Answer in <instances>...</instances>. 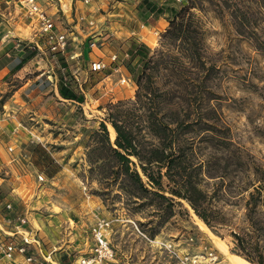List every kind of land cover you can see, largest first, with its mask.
<instances>
[{
    "label": "rangeland",
    "instance_id": "rangeland-1",
    "mask_svg": "<svg viewBox=\"0 0 264 264\" xmlns=\"http://www.w3.org/2000/svg\"><path fill=\"white\" fill-rule=\"evenodd\" d=\"M141 1L94 0L77 9L71 0L72 20L65 17L56 25L68 38L61 55L72 77L84 86L82 104L64 101L54 92L56 63H49L45 39L39 37L46 47L38 48L25 32L14 36L0 12V48L6 43L15 47L0 67H14L19 55L38 49L15 76L0 77V140L11 158L0 162V240L18 241L19 235L9 236L16 231L17 219L24 217L25 229L39 238L42 256L48 259L45 262L37 253L31 264L72 263L91 254L92 232L102 219L110 222L107 238L116 250L112 264H237L233 255L244 261L241 264H251L233 253L238 248L232 237L252 230L246 219L251 194L256 195L260 225L255 239L264 245V180L249 166L264 170V56L249 36L237 33L230 14L237 8L247 12V24L263 40V0H232L228 7L219 0H197L203 2L174 25L168 16L143 22L137 10ZM153 1L179 10L190 4ZM19 6L25 16L22 2ZM133 33L150 48L153 59L142 86L170 93L172 109L179 110L186 125L190 157L198 166L208 207L224 221L218 234L185 201L176 204L167 219L168 204L103 198L97 194L100 178H90L91 169L110 167L108 154L98 150L93 135L101 123L108 124L112 105L135 100L141 91L126 68L115 72L125 66L127 37ZM84 46L85 56L80 54ZM98 60L106 63L107 70L93 73L90 65ZM124 78L128 82L122 83ZM24 84L25 89L34 85V92L23 89L16 94ZM109 125L114 143L116 134ZM35 147L45 149L60 167L51 178L33 166L32 159L39 157L33 154ZM38 174H43V181ZM7 204L11 208L2 209ZM163 219L167 221L158 229ZM165 244H172L181 258ZM207 252H213L215 259ZM0 264L27 263L22 257L9 261L0 254Z\"/></svg>",
    "mask_w": 264,
    "mask_h": 264
},
{
    "label": "trees",
    "instance_id": "trees-1",
    "mask_svg": "<svg viewBox=\"0 0 264 264\" xmlns=\"http://www.w3.org/2000/svg\"><path fill=\"white\" fill-rule=\"evenodd\" d=\"M188 1L190 4L179 10L171 4L142 0L137 8L138 17L143 22H148L154 16H168V21L174 25L183 13L191 11L199 2H203ZM230 1L232 0H219L225 7L229 6ZM230 14L237 33L249 36L254 41L255 49L264 56V39L259 37L256 29L247 24V12L237 8ZM127 44L124 67L141 87V91L137 93L135 100L110 107L106 121L115 131L114 143L105 122L101 123L100 129L93 135L94 141L100 147L98 150L105 151L110 162L109 168L96 167L89 171L90 178H100L99 184L102 188L97 194L113 201L121 199L135 204L138 201L155 203L158 200L161 204H168L164 212L168 216L167 219L172 216L175 205L185 201L197 216L218 234L217 229L223 226L224 221L220 216L212 215V210L208 207L205 186L198 166L191 160V143L186 137V125L180 121L179 110L172 109L173 99H169L170 93L161 91L157 86L152 90L142 86L148 70L153 65L151 50L146 44L134 40ZM46 49L49 53V63H56L53 75L58 95L65 101L82 104L84 95L81 91L84 86L79 85L72 77L60 52H52L49 47ZM37 52L35 47L34 51L24 55L10 74L23 68ZM35 153H38L39 157L33 158L32 164L37 170L48 178L59 171L60 167L45 149L35 147L33 154ZM249 166L264 180L263 169H255L250 164ZM250 196L246 219L252 230L243 236L232 233L238 248L233 250V253L240 254L251 264H264V245L261 240L255 239L260 228L255 216L257 199L255 194ZM167 219L158 224V229H162Z\"/></svg>",
    "mask_w": 264,
    "mask_h": 264
},
{
    "label": "built area",
    "instance_id": "built-area-1",
    "mask_svg": "<svg viewBox=\"0 0 264 264\" xmlns=\"http://www.w3.org/2000/svg\"><path fill=\"white\" fill-rule=\"evenodd\" d=\"M92 1L94 0H83L82 3L84 5H89ZM21 2L24 6L26 18L33 25L37 26L39 35L43 37L49 44L50 50L52 52L63 53L66 50L68 44V38L66 34L57 30L54 21L42 10L38 0H21ZM95 46V44L92 45V47ZM117 59V55H114L112 58L113 61H116ZM90 68L91 72L93 73H102L107 70V65L104 61L98 60L93 61L90 65ZM123 69H125V67H119L115 69V72H120ZM126 82L128 81L126 78H124L122 83ZM11 150L12 149L9 148V151ZM38 180L40 182L44 180L43 174H38ZM10 208L11 206L9 204L2 206V209ZM17 221L18 224L15 226L16 231L12 232L11 234L9 233V237L13 239L15 235H19V240H8L7 242L0 240V254H2V256L9 261L13 260L15 257H22L27 264H31L35 261L34 255L39 253V255L46 262L48 259L42 256L43 246L41 245L39 238L31 234L24 227L26 224V219L24 217L18 218ZM109 228V221L106 219L99 221L92 232L94 237V248L92 253L89 255H81L72 263L65 264H112L116 259V250L107 238ZM164 246L171 253H174L178 258H181L175 252L174 246L172 244H165ZM206 254L210 259H215L213 252H207ZM56 264L58 263L56 262Z\"/></svg>",
    "mask_w": 264,
    "mask_h": 264
},
{
    "label": "crops",
    "instance_id": "crops-1",
    "mask_svg": "<svg viewBox=\"0 0 264 264\" xmlns=\"http://www.w3.org/2000/svg\"><path fill=\"white\" fill-rule=\"evenodd\" d=\"M64 1H66L65 5L59 0H38L40 7L54 21L55 26L60 23L59 20L63 21L65 17H66L67 21L72 20L71 8H70L71 7L70 6L71 0H64ZM20 2H21V0H0V12L5 14V16H6L5 18L8 20V25L10 27H12V29L14 30V34H15L14 36H21L25 32V34H27V37H25V38L31 39V42H34L35 43L34 45H36V47L40 48V45H43V43L39 42L40 41L39 40L40 35L38 33L37 26L33 25L28 19H24V17H25L24 13H21L23 11V9L21 10L20 6H19ZM82 7H83L82 1L75 0V8L81 9ZM68 16H70V19H67V18H69ZM19 32H21V34ZM133 35H134V33L130 34L129 37H127V40H134V41L142 43V41L139 40L138 38L132 37ZM44 46L45 45H43V47ZM12 47L15 48L14 46L10 47V43H6L4 45V47H1L2 49L0 48V65L3 64V62H1V61H4V58H5L4 56L8 55L7 52ZM85 48H87V46L82 47L83 50H81V47H80V50L82 51L80 54L83 53L82 54L83 56H85V52H84ZM78 55L79 54H76V56H78ZM22 58H24V57L21 55L18 56V60H20ZM25 66H26V64H25ZM14 67H15V65H14ZM14 67L7 68V65L0 67V77L2 78V77L8 76L10 74L12 68H14ZM24 67L21 68L19 71L24 69ZM19 71L15 72V73L17 74V73H19ZM16 74H13V75L15 76ZM34 84H36V83H34ZM26 86H27V84H24L22 87H20V89L18 90V92H16V94L19 92L21 93L22 90L25 89ZM33 87H34V85L32 86V88ZM32 88L28 87L27 89H25V93L27 92V93L31 94L32 92H34L32 90ZM54 92L57 94V96H59L58 92H57V88H56V79H55V84H54ZM9 159L11 160V158L9 157V154L7 152H5V149L3 146V140H0V162L3 161L6 163V161H10ZM14 260H15V258H14Z\"/></svg>",
    "mask_w": 264,
    "mask_h": 264
},
{
    "label": "bare ground",
    "instance_id": "bare-ground-1",
    "mask_svg": "<svg viewBox=\"0 0 264 264\" xmlns=\"http://www.w3.org/2000/svg\"><path fill=\"white\" fill-rule=\"evenodd\" d=\"M209 230V229H208ZM210 231V230H209ZM211 232V231H210ZM212 233V232H211ZM213 235V234H212ZM211 235V236H212ZM213 237H214V240H215V242L217 243V242H220V240L216 237V236H214L213 235ZM215 243V244H216ZM218 244V246H219V249L223 252L224 250H223V248L221 247V244L220 243H217ZM235 261H236V263L237 264H241V262L243 261L241 258H239V257H237V256H235V255H233V256H231ZM233 260V261H234ZM231 261V260H230ZM244 262V261H243ZM235 263V262H234ZM233 263V264H234ZM232 264V263H231Z\"/></svg>",
    "mask_w": 264,
    "mask_h": 264
}]
</instances>
